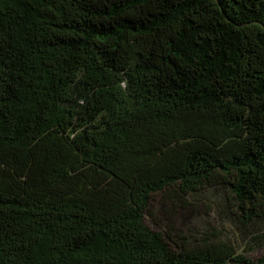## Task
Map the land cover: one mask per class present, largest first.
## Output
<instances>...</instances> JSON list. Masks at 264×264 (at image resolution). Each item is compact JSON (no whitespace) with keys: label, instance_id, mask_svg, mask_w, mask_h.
<instances>
[{"label":"trees","instance_id":"trees-1","mask_svg":"<svg viewBox=\"0 0 264 264\" xmlns=\"http://www.w3.org/2000/svg\"><path fill=\"white\" fill-rule=\"evenodd\" d=\"M221 219L264 247V0H0V264H264Z\"/></svg>","mask_w":264,"mask_h":264},{"label":"rangeland","instance_id":"rangeland-1","mask_svg":"<svg viewBox=\"0 0 264 264\" xmlns=\"http://www.w3.org/2000/svg\"><path fill=\"white\" fill-rule=\"evenodd\" d=\"M162 215V214H161ZM164 218V215H162ZM217 222L219 221L218 217L215 219ZM220 222L224 225L227 230H232V237L238 240V249L240 252H245L246 255L258 257L264 254V247L254 246L252 243L249 244L250 236H246L239 228H237L232 224L227 223L224 219H221ZM248 246V247H247ZM254 247V249H251ZM246 250V251H245Z\"/></svg>","mask_w":264,"mask_h":264}]
</instances>
